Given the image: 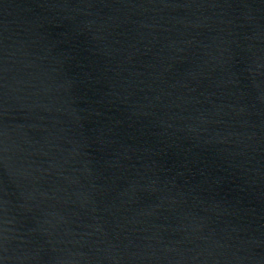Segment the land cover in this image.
Instances as JSON below:
<instances>
[{"label":"water","instance_id":"water-1","mask_svg":"<svg viewBox=\"0 0 264 264\" xmlns=\"http://www.w3.org/2000/svg\"><path fill=\"white\" fill-rule=\"evenodd\" d=\"M0 264H264V0H0Z\"/></svg>","mask_w":264,"mask_h":264}]
</instances>
